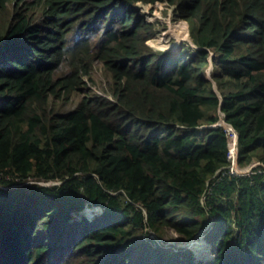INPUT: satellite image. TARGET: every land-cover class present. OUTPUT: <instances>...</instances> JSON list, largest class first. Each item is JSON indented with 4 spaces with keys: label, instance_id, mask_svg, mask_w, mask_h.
<instances>
[{
    "label": "trees",
    "instance_id": "1",
    "mask_svg": "<svg viewBox=\"0 0 264 264\" xmlns=\"http://www.w3.org/2000/svg\"><path fill=\"white\" fill-rule=\"evenodd\" d=\"M5 1L0 264H194L149 236L167 227L190 240L209 222L207 264H264V0H168L198 47L179 55L153 50L156 28L135 4L156 0H33L11 11ZM100 22L108 36L96 53L80 48L59 67L79 27ZM97 59L111 96L51 107L50 96L82 89ZM219 111L238 133V166L260 161L249 172L225 168L227 138L211 126Z\"/></svg>",
    "mask_w": 264,
    "mask_h": 264
},
{
    "label": "clouds",
    "instance_id": "2",
    "mask_svg": "<svg viewBox=\"0 0 264 264\" xmlns=\"http://www.w3.org/2000/svg\"><path fill=\"white\" fill-rule=\"evenodd\" d=\"M6 2V5H7V10H9V11H11L12 9H17L18 10V8L19 7H26V6H29V5H31V3L33 2V0H6L5 1ZM157 3V2H166V3H168L169 5H171V6H173V8H174V10H175V12H176V14L178 15V16H180L183 20H185L186 21V23H187V25H188V31H187V33H186V36H187V38H189V43H190V45L189 44H187V43H182L181 44V47L179 48V49H177L176 47H174V48H171V49H160V50H158V49H155L153 46H154V37H155V35H154V37L152 38V47H153V50L154 51H164V52H172V53H174L175 55H179V54H184V53H187V52H189V51H191V52H193V50H195V49H197L198 47H197V45L193 42V40H192V37H191V35H190V30H189V23H188V18L186 17V16H184L183 14H181V12H180V10H179V8H178V4L177 3H170L168 0H156V1H154V2H143V1H138V2H136V7L139 9V11L143 14V17L145 18V20L147 21V22H149V23H152L154 26H155V28H156V33L158 32L157 31V27H156V25H155V23H153V22H150V21H148L147 19H146V17H145V14H144V12L142 11V9H141V7H140V3H150V4H152V3ZM10 5V6H9ZM41 11H42V8L39 6H34V7H31L30 9H29V11H28V13L29 14H32V13H35V14H40L41 13ZM116 23V22H115ZM109 27V24L107 23V22H100V23H95V24H93V25H91V26H87L86 27V25H82V26H80L79 27V29H78V31L76 32V33H74L71 37H70V41H69V43L67 44V52H65L64 54H63V56H62V58H61V61H60V63H59V67H60V64H61V68H62V66H63V64H64V62H65V60H66V57L67 56H71L72 55V52H74V51H77L78 49H82V51H84V50H88L89 52L91 51V52H94V53H96V51H97V48L98 47H100V45L102 44V41L103 40H105V39H107V34H106V32H105V29L106 28H108ZM77 47V48H75V47ZM210 58H209V60H210V65H209V67L205 70V74L207 75V77L208 78H210V76H209V73H208V70H209V68H210V66H211V64H213V63H216V62H214V58H215V52L213 51V49H211L210 50ZM96 61H100V62H96ZM96 63H100V64H102L103 65V67H104V64H103V62L101 61V60H99V59H97V60H95V62L93 63V66L96 64ZM93 66H92V68H93ZM61 68L58 70V72L57 73H59L60 72V70H61ZM91 68V69H92ZM91 69L89 70V73L87 74V75H85L84 76V81H85V83H86V79H90V76H89V74H90V71H91ZM104 69H105V67H104ZM106 70V69H105ZM216 70V69H215ZM214 70V71H215ZM213 71V72H214ZM107 72V71H106ZM212 72V73H213ZM92 73V72H91ZM108 73V72H107ZM109 74V73H108ZM107 78H110L111 79V85L113 84V80H112V78L110 77V75H108L107 76ZM210 79H212V77L210 78ZM82 87H84L83 85H82ZM111 87V86H110ZM82 93V94H81ZM85 95H92V96H100V97H103V96H107V97H110L111 96V94H110V92H107V91H105L104 89L102 90V91H98V92H93L92 94L91 93H88V91H86V92H84L83 91V89H81L80 91H77L76 92V94L75 95H71L70 96V98L68 99V100H65V99H63V98H60V99H58L57 97H53V96H50V99H51V107H53L54 106V104L56 103V105L57 104H59V103H57L58 101H60L61 103H62V105L63 106H66V103H67V109H64V110H70V109H74L76 106H77V103H78V101L83 97V96H85ZM77 96H80V97H78L77 99H76V101H75V97H77ZM111 99H113V97H111ZM64 102V103H63ZM223 115V114H222ZM223 118H224V116H223ZM217 122V121H216ZM216 122L215 123H213L211 126H219V125H216ZM223 123L225 124V125H231L230 123H228L226 120H225V118H224V120H223ZM206 125H203V126H201V127H205ZM209 126V125H208ZM232 126V125H231ZM223 129H224V132H225V127L222 125L221 126ZM233 127V126H232ZM225 135H226V132H225ZM226 138H227V135H226ZM237 144H238V141H237ZM227 151H228V146H227ZM227 157V156H226ZM237 159H238V153H237ZM254 159H257V158H254ZM228 160V159H227ZM260 163V162H259ZM259 163H257V164H259ZM256 164V165H257ZM255 165V166H256ZM237 166H238V162H237ZM254 166V167H255ZM239 167V166H238ZM249 167H250V164L249 165H247L246 167H244V168H240L239 167V169H241V172L242 173H246V172H249L250 170H252V169H250L249 170ZM240 172V174H242ZM217 175V174H216ZM100 211H101V209L99 208V210H97L96 209V212H98V213H100ZM92 213V212H90V211H88L87 210V213ZM95 212V211H94ZM80 218H81V215H80ZM80 218H77V219H80ZM211 227H212V224H211V222H209L208 224H207V226H206V228L205 229H203L202 231H200V233L198 234V235H196V237H194V238H192V239H190V240H186L185 239V243L184 244H186V245H182V246H178V247H175V249H173V250H175V251H179V249L180 248H184V249H187V250H189L190 252H191V254H192V260H193V262H194V264H207L208 262H209V260L213 257V253H212V242L207 238V236H206V229H208V230H210L211 229ZM172 229V228H171ZM154 236H155V234L154 233H151L150 234V236H149V239L150 240H152L153 242H152V245H154V246H158V245H162V246H164V247H169V246H171V245H168V244H163V242H162V244L161 243H158V244H156V241H154L155 240V238H154ZM200 237H203L204 238V240L206 241V245H205V247H204V249L202 250V253L205 255L204 257H198L197 256V254H196V252L192 249V247H191V242H193L194 240H196L197 238H200ZM208 245V246H207ZM209 250V256L207 255V252H206V250ZM196 254V258H201V259H196V258H193V254ZM208 256V257H207ZM207 257V258H206ZM203 258H206V259H203Z\"/></svg>",
    "mask_w": 264,
    "mask_h": 264
},
{
    "label": "rangeland",
    "instance_id": "3",
    "mask_svg": "<svg viewBox=\"0 0 264 264\" xmlns=\"http://www.w3.org/2000/svg\"><path fill=\"white\" fill-rule=\"evenodd\" d=\"M142 11L145 14V17L148 21L155 23L156 27H157V33L154 37V48L155 49H171L176 47L177 49H179L181 47L182 43H187L190 45L189 43V38H187L186 33L188 31V25L186 23L185 20H183L180 16H178L173 8V6L169 5L166 2H155V3H140L139 4ZM10 6V5H9ZM96 62H100V61H96ZM101 63V62H100ZM100 63H96L93 68L90 71V79H86V83L83 84L84 87H82L83 91L86 92L88 91V93H93V92H98V91H102L103 89L107 92H109L110 86H111V79L107 78V76L109 75L106 70L104 69L103 65ZM216 63L211 64L208 73L210 78L212 77L213 73L216 71ZM215 70V71H214ZM214 71V72H213ZM92 72V73H91ZM213 72V73H212ZM76 92H74L72 95H75ZM82 94V93H81ZM80 97L77 96L75 97V101L76 99ZM57 103V108L59 109H67V103L66 106H62V103L60 101H58ZM64 103V102H63ZM220 117L216 122V125L219 126H224L226 128H228L224 123H223V115L222 113L219 111ZM208 126V125H206ZM259 159H253L250 163V167L249 170L252 169L257 163H259ZM97 209L99 210V208L95 207L94 210ZM101 209V208H100ZM89 211H94L91 209H88ZM94 213H98V212H92L89 213L87 215H93ZM81 214H76L75 213V217L76 218H80ZM167 228V227H166ZM165 228V232L163 234V237H159L157 236L155 233V240L156 244L163 242V244H168L171 245L168 248L169 249H175V247L178 246H182V245H186L185 243V238L183 235H181L180 233L174 231L171 228ZM147 227L143 228V230H141V235L144 238L148 237V234L146 233L147 231ZM150 234V233H149ZM201 238V237H200ZM204 240V238H203ZM205 241V240H204ZM191 247L193 246V242L190 243ZM206 245V241L204 244V247ZM208 246V245H207ZM193 249V247H192ZM207 255L209 256V250H206ZM198 257L202 256V251H199L198 253H196ZM196 254H193V258H196ZM207 256V257H208ZM204 257V256H202ZM206 257V258H207ZM203 258V259H206ZM196 259H201V258H196Z\"/></svg>",
    "mask_w": 264,
    "mask_h": 264
},
{
    "label": "built area",
    "instance_id": "4",
    "mask_svg": "<svg viewBox=\"0 0 264 264\" xmlns=\"http://www.w3.org/2000/svg\"><path fill=\"white\" fill-rule=\"evenodd\" d=\"M228 128L225 127V132L227 135V159L228 165L227 168L230 174H240L241 169L237 166V153H238V133L234 127L231 125H226ZM242 173V172H241Z\"/></svg>",
    "mask_w": 264,
    "mask_h": 264
},
{
    "label": "bare ground",
    "instance_id": "5",
    "mask_svg": "<svg viewBox=\"0 0 264 264\" xmlns=\"http://www.w3.org/2000/svg\"><path fill=\"white\" fill-rule=\"evenodd\" d=\"M204 244H205V241L203 240V237L201 238H197L196 240L193 241V250L198 253L199 251H202L204 249ZM202 256H205L203 253H202Z\"/></svg>",
    "mask_w": 264,
    "mask_h": 264
}]
</instances>
